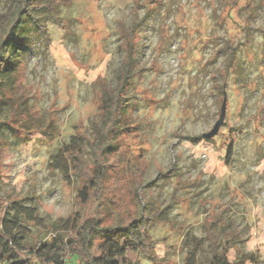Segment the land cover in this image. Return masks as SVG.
Listing matches in <instances>:
<instances>
[{
	"label": "rangeland",
	"instance_id": "obj_1",
	"mask_svg": "<svg viewBox=\"0 0 264 264\" xmlns=\"http://www.w3.org/2000/svg\"><path fill=\"white\" fill-rule=\"evenodd\" d=\"M222 1L163 0L139 29L136 59L141 73L128 92L138 126L125 148L133 187L140 190L146 206L165 211L151 234L155 253L168 264H180L192 251L196 264L206 263L208 242L203 240L202 248L189 244V233L205 239L214 216L219 222L213 229L228 233L230 261L254 252L258 264H264V12L257 8L247 28L241 29L216 21L214 12ZM143 3L72 0L53 13L62 25L41 16L48 38L37 26H24L22 44L13 52L19 67L15 91L29 97L34 117L44 123L54 119L52 129L58 135H23L3 126L0 193H7L9 202L32 203L47 224L80 210L76 183L66 184L57 170H51L50 157L69 140L74 125L94 134L99 122L97 77L109 89L114 87L122 59L119 24L139 20L143 7L138 4ZM251 3L258 5L260 0ZM16 7L17 0H0V18H10ZM162 23L169 38L157 47ZM226 40L233 42L240 74L228 76L224 123L214 137L205 139L202 134L220 113L219 71L225 55L217 51ZM232 140L233 155L226 161V146ZM142 168L139 186L136 174ZM39 237L45 240L48 235ZM22 239L29 242L27 235ZM219 240L223 243L225 238ZM137 264L153 263L140 257Z\"/></svg>",
	"mask_w": 264,
	"mask_h": 264
},
{
	"label": "trees",
	"instance_id": "obj_2",
	"mask_svg": "<svg viewBox=\"0 0 264 264\" xmlns=\"http://www.w3.org/2000/svg\"><path fill=\"white\" fill-rule=\"evenodd\" d=\"M162 1L144 0L143 5L138 4L143 7L139 20L131 21L128 26L119 24L120 69L112 89L107 87L104 79L97 77L99 122L94 134L89 136L74 125L69 140L51 154L49 168L57 170L66 184L76 183L75 199L80 210L47 224L32 203L9 202L8 194L0 193V264H137L140 257L153 264H168L155 253V239L151 234L156 223L164 220L165 211L156 205L146 206L140 190L133 187L125 148V142L135 134L138 126L131 115L128 92L133 79L141 73L136 59L139 29L153 12L158 11ZM71 3L72 0H17L12 16L0 18V137L3 126L23 135L38 132L50 139L58 135L53 133L54 119L44 123L34 117L29 97L16 93L19 67L13 52L22 44L24 26L35 25L48 38L46 26L39 22L41 16L62 25L53 13L59 6ZM261 7L264 12V0L258 5L251 0H223L214 16L218 22L246 29L249 16ZM240 11H245L247 16L241 18ZM166 29L165 23L159 26L157 47L169 38ZM249 39L247 32L246 43ZM245 50L249 57V48ZM217 52L225 55L224 66L219 71L223 77L220 85L223 95L228 87V76H238L240 69L231 40L224 41ZM146 99L152 100L147 96ZM231 130L233 132L235 128ZM233 150L232 140L226 146V161L232 158ZM143 172L142 168L136 174L139 186ZM217 222V216L209 221L205 239L189 233V244L195 243L202 248L203 240L208 242L205 264H258L254 252L241 254L238 260L230 261V239L228 233L213 229ZM31 227L36 229V234L32 233ZM228 232L232 236L234 228ZM44 233L48 237L42 240L39 235ZM26 235L29 236L28 243L22 239ZM221 236L225 238L223 243L219 240ZM196 263L197 255L192 251L185 254L180 264Z\"/></svg>",
	"mask_w": 264,
	"mask_h": 264
},
{
	"label": "water",
	"instance_id": "obj_3",
	"mask_svg": "<svg viewBox=\"0 0 264 264\" xmlns=\"http://www.w3.org/2000/svg\"><path fill=\"white\" fill-rule=\"evenodd\" d=\"M225 109H226V95L224 92L222 102H221V106H220V113H219L218 119L215 121V123L213 124V126L211 127V129L209 131L202 134L203 138L210 139L218 133L220 127L224 123Z\"/></svg>",
	"mask_w": 264,
	"mask_h": 264
}]
</instances>
